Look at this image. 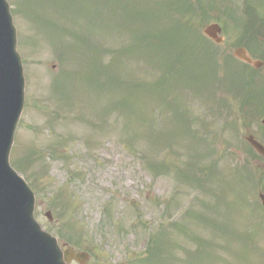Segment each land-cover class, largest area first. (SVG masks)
<instances>
[{
    "label": "rangeland",
    "instance_id": "obj_1",
    "mask_svg": "<svg viewBox=\"0 0 264 264\" xmlns=\"http://www.w3.org/2000/svg\"><path fill=\"white\" fill-rule=\"evenodd\" d=\"M8 1L25 76L10 162L34 192L41 227L65 235L67 241L56 237L75 251H87L85 264H264L257 198L264 190L249 181L242 186L235 171L258 167L245 154L244 137L261 118L246 131L237 100L227 112L220 102L206 101V92L186 91L176 97L190 127L182 121L181 129L164 102L175 95L163 97L152 84L160 68L146 51L127 47L135 29L118 22L119 3ZM242 1L229 2L236 14ZM83 37L102 67L86 61ZM228 43L220 48L226 51ZM106 69L117 84L105 81ZM217 104L222 113L211 111ZM233 121L236 129L227 125ZM147 229L159 238L146 263Z\"/></svg>",
    "mask_w": 264,
    "mask_h": 264
},
{
    "label": "water",
    "instance_id": "obj_2",
    "mask_svg": "<svg viewBox=\"0 0 264 264\" xmlns=\"http://www.w3.org/2000/svg\"><path fill=\"white\" fill-rule=\"evenodd\" d=\"M204 32L212 37L215 35L214 33L219 32V27L212 24L206 27ZM14 36V29L8 15L7 6L4 0H0V157L4 159L22 103L23 82L19 59L14 51ZM237 56L244 59L241 54H237ZM249 142L264 156V147L253 140H249ZM7 191L10 192L2 204V208L5 213L9 214L8 216L2 215L0 205V242L5 245L9 243L13 230H22L26 236L30 231H33V236L37 239L35 243L38 244L39 242L40 246L34 248L29 243L20 246L27 248L32 257H37L38 254H43L44 252L46 254V261H43L42 264H60V262L61 264H65V261H68L73 256V253L70 250H66L64 252V260L61 258L59 262L57 254L51 248V243L44 239L41 240L39 238L40 235L34 233L33 228L36 227L32 225L33 228L31 229L30 223L29 191L23 182L7 168V165L3 166V162L0 161V193L7 195ZM259 198L264 205V194H259ZM28 236L31 240H34L30 235ZM54 246L57 247L56 244ZM40 247H43L44 251L40 250ZM11 252H13V249H8L6 257L10 260L4 264H14L13 260L16 258V254ZM74 257L80 263H83L85 259L83 254L74 255ZM0 264L2 263L0 262Z\"/></svg>",
    "mask_w": 264,
    "mask_h": 264
},
{
    "label": "trees",
    "instance_id": "obj_3",
    "mask_svg": "<svg viewBox=\"0 0 264 264\" xmlns=\"http://www.w3.org/2000/svg\"><path fill=\"white\" fill-rule=\"evenodd\" d=\"M171 4H175L178 11L181 13L193 12L196 14L194 3L191 0H171ZM123 13L120 14V19L131 28L135 27V39L128 49L138 50L147 48L151 51L155 58L154 60H164L165 73L156 82V85L169 86V81H174L178 84H186L188 86L195 85L200 89L199 83L206 82L207 78L212 79L209 72H215L216 68L212 58L208 54V49L205 45V40L193 31L191 24L183 19H172L166 23L160 24L157 27L151 25L149 29L144 28L147 21V10L141 1L136 0L132 7L129 4H122ZM141 18L139 23L138 19ZM80 35V34H79ZM74 45L77 47V33L73 32ZM82 50L85 54V59L92 65L99 64L102 67L99 57L96 56L94 46L83 37L81 42ZM127 47H125L126 49ZM91 53V54H90ZM167 54V57L164 55ZM99 56V52L97 51ZM115 57L113 58V60ZM109 65V63L107 64ZM99 67V68H100ZM102 71V68H101ZM108 69L104 71L105 76ZM89 76L93 77L94 74ZM87 79H90V77ZM216 77V74L214 78ZM111 74L107 76L106 81L114 85L117 83L113 80ZM168 81V83H167ZM161 171V170H160Z\"/></svg>",
    "mask_w": 264,
    "mask_h": 264
},
{
    "label": "flooded vegetation",
    "instance_id": "obj_4",
    "mask_svg": "<svg viewBox=\"0 0 264 264\" xmlns=\"http://www.w3.org/2000/svg\"><path fill=\"white\" fill-rule=\"evenodd\" d=\"M264 1V0H262ZM225 39L229 41L228 48L226 49V54H231L233 59L247 65L250 72H253L261 83V103L260 110L264 112V20L257 23V26L248 27L243 33H240L238 37H226ZM223 44V43H222ZM221 44V45H222ZM239 47L245 49L246 57L251 61H260L261 66L254 69L252 65L236 59L233 54L235 50ZM257 139L264 145V130L256 133Z\"/></svg>",
    "mask_w": 264,
    "mask_h": 264
}]
</instances>
